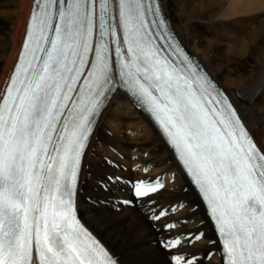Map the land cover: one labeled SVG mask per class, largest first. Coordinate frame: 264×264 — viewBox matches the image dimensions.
<instances>
[{
  "label": "snow or ice",
  "instance_id": "1",
  "mask_svg": "<svg viewBox=\"0 0 264 264\" xmlns=\"http://www.w3.org/2000/svg\"><path fill=\"white\" fill-rule=\"evenodd\" d=\"M159 11L154 0H36L0 95V264H32L34 248L40 264H115L76 219L74 196L93 118L118 84L193 174L226 264H264V149L183 49L160 43ZM155 191L140 184L136 195Z\"/></svg>",
  "mask_w": 264,
  "mask_h": 264
},
{
  "label": "bare ground",
  "instance_id": "2",
  "mask_svg": "<svg viewBox=\"0 0 264 264\" xmlns=\"http://www.w3.org/2000/svg\"><path fill=\"white\" fill-rule=\"evenodd\" d=\"M162 1L187 47L229 91L264 148V0ZM33 5L34 0H0V90L17 61ZM216 29L226 43L207 36ZM116 122L126 129L142 127L144 137L111 138L108 125ZM140 176H160L167 186L134 207L117 210L115 202L126 192L125 185ZM78 200L85 221L121 264H176L171 256L177 253L196 256L195 264H222L216 235L193 186L158 131L121 93L111 99L97 125L85 156ZM162 210L166 214L154 221ZM200 230L205 231L204 238L190 244ZM175 236L183 241L166 250L161 241Z\"/></svg>",
  "mask_w": 264,
  "mask_h": 264
},
{
  "label": "rangeland",
  "instance_id": "3",
  "mask_svg": "<svg viewBox=\"0 0 264 264\" xmlns=\"http://www.w3.org/2000/svg\"><path fill=\"white\" fill-rule=\"evenodd\" d=\"M184 3L185 2H181V5H184ZM235 26L238 27L237 29L239 30L240 33H242V28L238 25H235ZM202 33L206 34L205 32H202ZM207 36H209V38L215 37L217 40L221 39L223 43H226V40H224V37L222 35V31L220 29H216V32L213 31L212 34H207ZM217 36H218V38H217ZM206 38L208 39V37H206ZM207 43H210V42H207ZM115 125H117V126H115ZM108 127L109 128L107 129V133L110 135L111 138H115L116 135L120 136V137H123V135H126V136L133 138V139H141L144 137L142 127H139V128L137 127L135 129V127L132 128V126H131L130 128L126 129V128L122 127L120 124H117V122L114 124L113 127H111L110 125H108ZM132 131H135V133H132ZM117 158H119V157L117 156ZM95 187H97V182H96ZM97 188H99V187H97ZM185 190H186V188H185Z\"/></svg>",
  "mask_w": 264,
  "mask_h": 264
}]
</instances>
